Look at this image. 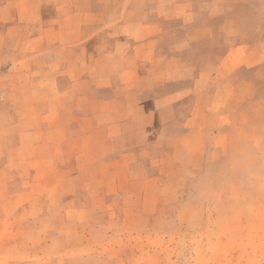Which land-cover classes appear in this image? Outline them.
I'll list each match as a JSON object with an SVG mask.
<instances>
[{
  "label": "crops",
  "instance_id": "0c3cea01",
  "mask_svg": "<svg viewBox=\"0 0 264 264\" xmlns=\"http://www.w3.org/2000/svg\"><path fill=\"white\" fill-rule=\"evenodd\" d=\"M155 1L0 0V264H135L119 228L158 220L207 130L249 116L264 24Z\"/></svg>",
  "mask_w": 264,
  "mask_h": 264
},
{
  "label": "rangeland",
  "instance_id": "374dc122",
  "mask_svg": "<svg viewBox=\"0 0 264 264\" xmlns=\"http://www.w3.org/2000/svg\"><path fill=\"white\" fill-rule=\"evenodd\" d=\"M151 1L107 3L144 9ZM202 1L207 12L215 4H247L244 13L239 12L244 19L249 17L251 25L264 24V0ZM155 3L166 5L165 0ZM115 10L109 19L120 16ZM220 11L223 16L225 9ZM224 22L231 21L221 17L215 23L233 35ZM249 36L253 39L255 29H249ZM251 95L255 99L249 103V116L236 126L231 140L215 143L217 131L207 130L203 165L186 175L185 186L168 197L172 203L158 206L159 219L140 221L134 229L119 228L123 256L134 257L135 264H264V71L263 82H255Z\"/></svg>",
  "mask_w": 264,
  "mask_h": 264
}]
</instances>
